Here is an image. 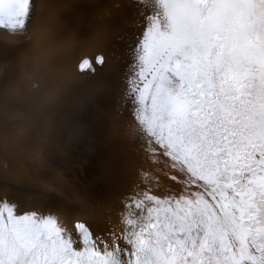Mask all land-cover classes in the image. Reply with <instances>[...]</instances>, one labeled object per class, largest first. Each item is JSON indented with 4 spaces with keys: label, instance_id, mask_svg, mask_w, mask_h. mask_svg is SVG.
<instances>
[{
    "label": "snow or ice",
    "instance_id": "snow-or-ice-1",
    "mask_svg": "<svg viewBox=\"0 0 264 264\" xmlns=\"http://www.w3.org/2000/svg\"><path fill=\"white\" fill-rule=\"evenodd\" d=\"M133 7L123 131L95 152L127 186H100L102 211L73 215L0 194V264H264V0ZM36 8L0 0V28L23 34Z\"/></svg>",
    "mask_w": 264,
    "mask_h": 264
},
{
    "label": "bare ground",
    "instance_id": "bare-ground-1",
    "mask_svg": "<svg viewBox=\"0 0 264 264\" xmlns=\"http://www.w3.org/2000/svg\"><path fill=\"white\" fill-rule=\"evenodd\" d=\"M33 2L37 8L23 34L0 28V36L21 43L15 52L0 49V148L18 169L6 177L0 153V194L22 206L98 213L99 187L122 191L130 174L101 175L95 152L123 131L119 110L138 26L135 0ZM85 58L89 64L81 68Z\"/></svg>",
    "mask_w": 264,
    "mask_h": 264
},
{
    "label": "rangeland",
    "instance_id": "rangeland-1",
    "mask_svg": "<svg viewBox=\"0 0 264 264\" xmlns=\"http://www.w3.org/2000/svg\"><path fill=\"white\" fill-rule=\"evenodd\" d=\"M97 206H98V205H97ZM95 207H96V205L94 206V208H95ZM87 209H88V212H90V211H89L90 208L88 207Z\"/></svg>",
    "mask_w": 264,
    "mask_h": 264
}]
</instances>
